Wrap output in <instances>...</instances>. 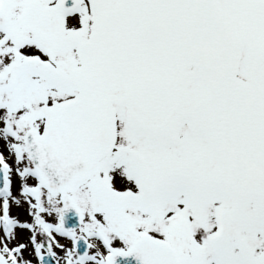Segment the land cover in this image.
Returning a JSON list of instances; mask_svg holds the SVG:
<instances>
[{"label":"snow or ice","instance_id":"6c2138e0","mask_svg":"<svg viewBox=\"0 0 264 264\" xmlns=\"http://www.w3.org/2000/svg\"><path fill=\"white\" fill-rule=\"evenodd\" d=\"M0 264H264V0H0Z\"/></svg>","mask_w":264,"mask_h":264}]
</instances>
